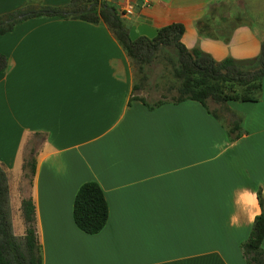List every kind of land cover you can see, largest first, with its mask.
I'll use <instances>...</instances> for the list:
<instances>
[{"label": "crops", "instance_id": "0c3cea01", "mask_svg": "<svg viewBox=\"0 0 264 264\" xmlns=\"http://www.w3.org/2000/svg\"><path fill=\"white\" fill-rule=\"evenodd\" d=\"M109 1L134 23L182 24L185 47L217 61L260 53L264 18L248 0ZM68 2L0 0V16ZM0 52V166L11 208L33 199L43 264H246L240 245L264 192V76L258 101L226 103L245 130L230 141L198 101L132 99L130 58L102 21L28 17L0 34ZM86 181L109 207L94 234L72 216Z\"/></svg>", "mask_w": 264, "mask_h": 264}, {"label": "trees", "instance_id": "16d2710c", "mask_svg": "<svg viewBox=\"0 0 264 264\" xmlns=\"http://www.w3.org/2000/svg\"><path fill=\"white\" fill-rule=\"evenodd\" d=\"M117 8L109 0H69L64 6L27 5L0 16V34L11 31L19 21L37 15L78 18L92 23L102 21L112 30L131 64L140 69L153 60L161 47H169L175 51L171 71L178 81L174 88L176 97L170 102L179 103L187 99L198 101L222 123L230 141L240 138L245 133L242 117L229 109V122L225 123L209 108L208 101L225 104L228 101L256 102L260 99L264 76V39L257 57H226L217 61L199 48L185 47L181 42L184 27L180 23L158 28L152 38L142 35L131 40L123 22L124 11H117ZM7 65L6 55L0 52V72ZM137 88L134 84L132 91ZM132 99L141 100L150 109L167 102L158 100L150 104L135 95ZM26 166L33 174L34 160L27 162ZM256 197L261 211L255 216L248 237L240 245L246 264H264V192L261 188L256 190ZM20 209L25 222L22 237L16 236L12 230L7 176L0 166V264H43L42 247L35 225V205L31 196L21 200ZM72 216L75 225L88 234L98 233L105 226L109 207L97 182L86 181L79 186L73 200Z\"/></svg>", "mask_w": 264, "mask_h": 264}, {"label": "rangeland", "instance_id": "374dc122", "mask_svg": "<svg viewBox=\"0 0 264 264\" xmlns=\"http://www.w3.org/2000/svg\"><path fill=\"white\" fill-rule=\"evenodd\" d=\"M248 10L254 15H261L264 18V0H248ZM125 13L122 16L126 18ZM241 21V19H239ZM238 20V21H239ZM244 21V20H242ZM175 60V51L169 47H161L153 60L145 63L140 69L137 65H132L134 84L138 86L133 91L135 96H140L148 103L153 104L158 100L170 101L176 97L174 88L178 81L172 75L171 65ZM209 108L216 112L225 122H229V108L225 104L208 101ZM29 176V175H28ZM29 187L28 178L21 182V190L25 191ZM10 218L12 222L13 233L22 237L25 232V222L23 220L20 207L11 208Z\"/></svg>", "mask_w": 264, "mask_h": 264}, {"label": "water", "instance_id": "95a60500", "mask_svg": "<svg viewBox=\"0 0 264 264\" xmlns=\"http://www.w3.org/2000/svg\"><path fill=\"white\" fill-rule=\"evenodd\" d=\"M116 10L119 11L120 9L117 8ZM123 22L125 23V27L128 29L131 40H134L142 35L152 38L158 31V28L151 25V19L145 15H139L136 23L125 17L123 18Z\"/></svg>", "mask_w": 264, "mask_h": 264}, {"label": "built area", "instance_id": "2783aa9c", "mask_svg": "<svg viewBox=\"0 0 264 264\" xmlns=\"http://www.w3.org/2000/svg\"><path fill=\"white\" fill-rule=\"evenodd\" d=\"M130 13V10H127V14Z\"/></svg>", "mask_w": 264, "mask_h": 264}]
</instances>
